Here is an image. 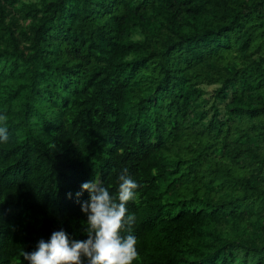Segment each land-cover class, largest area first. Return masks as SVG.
I'll list each match as a JSON object with an SVG mask.
<instances>
[{
	"label": "trees",
	"instance_id": "1",
	"mask_svg": "<svg viewBox=\"0 0 264 264\" xmlns=\"http://www.w3.org/2000/svg\"><path fill=\"white\" fill-rule=\"evenodd\" d=\"M0 113V264L123 169L134 264H264V0H0Z\"/></svg>",
	"mask_w": 264,
	"mask_h": 264
},
{
	"label": "clouds",
	"instance_id": "2",
	"mask_svg": "<svg viewBox=\"0 0 264 264\" xmlns=\"http://www.w3.org/2000/svg\"><path fill=\"white\" fill-rule=\"evenodd\" d=\"M6 120L7 116L0 113V143L9 139ZM140 187L127 169L119 174L115 191L93 177L82 183L75 197L86 217L81 222V235L85 238H70L61 227L49 239L39 240L34 251L21 247L23 264H134L138 260V241L133 234L137 217L127 205L136 202ZM84 193L88 199L81 201ZM67 197L72 199L73 194L69 192Z\"/></svg>",
	"mask_w": 264,
	"mask_h": 264
}]
</instances>
